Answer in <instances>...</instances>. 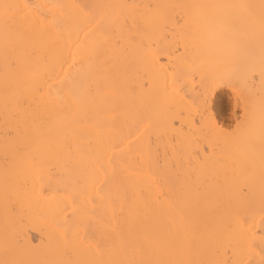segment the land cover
I'll return each instance as SVG.
<instances>
[{"label":"bare ground","instance_id":"1","mask_svg":"<svg viewBox=\"0 0 264 264\" xmlns=\"http://www.w3.org/2000/svg\"><path fill=\"white\" fill-rule=\"evenodd\" d=\"M0 264H264V0H0Z\"/></svg>","mask_w":264,"mask_h":264},{"label":"rangeland","instance_id":"2","mask_svg":"<svg viewBox=\"0 0 264 264\" xmlns=\"http://www.w3.org/2000/svg\"><path fill=\"white\" fill-rule=\"evenodd\" d=\"M213 112L219 122L225 125L230 124L232 119V107L229 98L225 96L222 100H218L214 105Z\"/></svg>","mask_w":264,"mask_h":264}]
</instances>
